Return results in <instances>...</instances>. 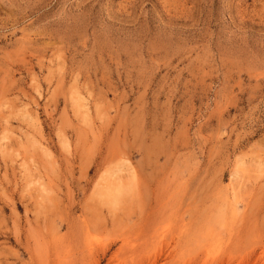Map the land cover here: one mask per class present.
Wrapping results in <instances>:
<instances>
[{"label":"rangeland","instance_id":"obj_1","mask_svg":"<svg viewBox=\"0 0 264 264\" xmlns=\"http://www.w3.org/2000/svg\"><path fill=\"white\" fill-rule=\"evenodd\" d=\"M0 264H264V0H0Z\"/></svg>","mask_w":264,"mask_h":264}]
</instances>
